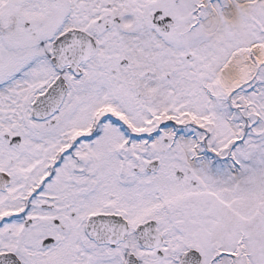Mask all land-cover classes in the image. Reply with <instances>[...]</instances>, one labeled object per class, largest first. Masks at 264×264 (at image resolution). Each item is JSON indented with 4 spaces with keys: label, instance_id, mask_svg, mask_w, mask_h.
Wrapping results in <instances>:
<instances>
[{
    "label": "snow or ice",
    "instance_id": "6c2138e0",
    "mask_svg": "<svg viewBox=\"0 0 264 264\" xmlns=\"http://www.w3.org/2000/svg\"><path fill=\"white\" fill-rule=\"evenodd\" d=\"M0 264H264V0H0Z\"/></svg>",
    "mask_w": 264,
    "mask_h": 264
}]
</instances>
